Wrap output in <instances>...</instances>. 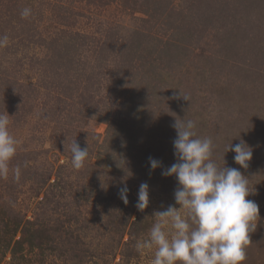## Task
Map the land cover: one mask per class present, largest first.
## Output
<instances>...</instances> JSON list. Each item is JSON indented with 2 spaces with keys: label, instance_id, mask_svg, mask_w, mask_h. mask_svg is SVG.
<instances>
[{
  "label": "rangeland",
  "instance_id": "1",
  "mask_svg": "<svg viewBox=\"0 0 264 264\" xmlns=\"http://www.w3.org/2000/svg\"><path fill=\"white\" fill-rule=\"evenodd\" d=\"M32 5L37 15L23 18L21 11ZM154 12L167 15V23L150 27ZM29 29L39 43H21ZM5 35L12 39L0 47L1 76L34 84L38 71L49 80V67L61 77L70 65L79 79L99 77L101 94L111 93L109 105L126 102L123 121L114 119L121 137L127 127L137 132L126 123L130 115L142 123L158 120L170 101L173 109L185 101L174 116L195 121L197 136L212 139L219 167L225 161L248 178L247 199L259 206L260 219L249 234L244 264H264V0H0V37ZM79 79V88H70L62 102H50L58 107L50 121L37 111L25 122L10 115L19 144L8 177L0 178L1 191L6 187L12 195L3 191L0 198V264H152L155 249L139 252L136 244L148 239L155 213L180 207L176 177L162 175L178 162L177 133L167 134L162 120L159 134H148L144 152L127 139L100 151L109 106ZM139 101L154 110L141 115ZM91 112L96 116H87ZM68 115L73 125L66 124ZM69 132L88 147L80 174L72 154L55 147L59 136L70 144ZM241 141L252 150L247 169L227 151ZM122 148L134 151L136 163L118 161ZM150 157L161 167L152 170ZM141 183L149 186L143 211L136 207ZM125 185L127 204L119 195Z\"/></svg>",
  "mask_w": 264,
  "mask_h": 264
},
{
  "label": "clouds",
  "instance_id": "2",
  "mask_svg": "<svg viewBox=\"0 0 264 264\" xmlns=\"http://www.w3.org/2000/svg\"><path fill=\"white\" fill-rule=\"evenodd\" d=\"M31 9L21 11L29 17ZM8 37H0V47L7 44ZM186 100V98H184ZM173 141L176 163L162 171L164 176H175L179 187L175 201L180 207L169 206L155 213L156 222L148 239L137 242L136 249H155L152 264H244L247 246L251 243L260 219L259 206L247 197L251 194L246 178L238 168L219 167L213 160V141L199 138L193 120L176 119ZM19 141L10 132V116L0 113V178H7L10 163L17 153ZM74 169H81L89 155L88 147L81 148L76 140L69 145ZM235 153L234 161L247 169L252 150L241 141L230 144L227 151ZM152 170L161 162L149 158ZM15 177L20 178L19 167ZM129 189H120V198L128 203ZM136 207L143 211L149 205V186L141 183Z\"/></svg>",
  "mask_w": 264,
  "mask_h": 264
},
{
  "label": "trees",
  "instance_id": "3",
  "mask_svg": "<svg viewBox=\"0 0 264 264\" xmlns=\"http://www.w3.org/2000/svg\"><path fill=\"white\" fill-rule=\"evenodd\" d=\"M9 6V5H8ZM60 7V6H59ZM60 8H64V5H62ZM31 9V13L34 15H37V13L35 14V9L33 8V5L30 6ZM167 15L162 14V13H150L149 18H151V21H149L148 23H150V27L154 26L155 24H157V22H161V24H166L167 23ZM148 21V20H147ZM166 21V22H165ZM39 35H37L36 30L31 31V29H29V34L27 35V39L24 40V37L21 36L20 41L21 43H24L26 41H28V43H39L40 41V37H37ZM8 37L11 38V35H9ZM12 39V38H11ZM32 39V40H31ZM24 40V41H23ZM10 49V47H7ZM117 61V59H116ZM68 66V65H67ZM65 66V67H67ZM57 68L53 69V67H49L47 69V71L45 72L46 75L51 76L52 78L45 79L42 78V74H44L41 71H38L39 75L37 76L36 82L34 84H31V82L29 81L28 83H20L19 80L17 79V75L15 76L14 74L10 77V78H6L4 76L0 77V113H8V115L12 116L11 119H13L14 122H21L27 120V117H29L32 113H34L35 111H37V114L39 115V117L46 119L48 121H50V116L51 114H55V111L58 110V107L55 106V102L59 101L58 103L62 102V100H60V98H62L63 95H67L68 94V90L70 88H72L71 92L73 91V88H79V85H77V77L79 79V76L76 75V69L72 71V67H69L65 70V72L61 73V77H58L57 75ZM92 79L94 81H92L91 79H84L83 80V76L80 75V79H82L84 81L81 82L82 83V87L83 88H93L94 90H91V93L93 94V98H96L97 96L99 97V99H104V102L106 104H108L109 107L107 108L106 113V117L104 118L103 121L108 125L109 129H107V134L105 140H104V144L103 146H98L100 151L106 149V147L109 146H115L116 143L119 140H128L129 141V147L132 146V148L134 149V151H138V152H144L145 151V147L146 146V140L148 137V134L150 135L151 133H157V135L159 134V129H160V124L161 121L162 122V126H166L165 130L167 131V134H171V133H176V130L172 127V125L174 124L175 120L178 119L176 118L175 112L177 108H180L181 110L184 109L186 107V102L185 101H180V104L178 106H176V108H172V106H174L176 103H172L174 101H170L169 103V107H167L163 117L162 115H160V117L158 118V120H154V121H147L146 123H142L138 121V118L136 116H132L130 115L126 121L127 124L132 123L133 126L136 125L137 132H136V128L135 127H131V128H126L123 129V135L121 137V133L115 128V120H120L123 121L121 116L123 111L126 109V102L122 103H118L117 100H115L111 105H109L110 103V99L111 97V93H103L101 94L100 89H101V83L103 82V80L99 79V77L97 78V80L91 76ZM74 78H75V84H74ZM79 79V80H80ZM96 81V82H95ZM44 90V92H43ZM57 92L58 95H56L55 93ZM69 93V95H70ZM43 94L45 95L43 100H42V96ZM70 98V97H69ZM54 103H50L53 102ZM50 103V104H49ZM137 103V108L140 109V104L142 105V110L141 115L143 113L149 112L151 113V111L154 110V106H148L145 103L142 102H136ZM72 105V109L71 111H73V107H75L74 102L72 101L70 103ZM147 105V106H146ZM97 106H99V104H97ZM114 108H113V107ZM157 106L159 107V102H157ZM77 107H75L76 110ZM96 108V107H95ZM110 108V109H109ZM121 109L118 112H113L115 111L114 109ZM161 108V106H160ZM38 109V110H37ZM71 111L69 113H71ZM87 116L89 117H94L96 116V113L91 112V114L87 113ZM110 116H112L113 118H111ZM70 115H68L66 117V124H72L73 125V121L74 119L70 120ZM76 119V118H75ZM53 120V118H52ZM63 128L65 130H67V127L65 125H63ZM69 138L70 140V144L71 142L75 139V136L72 135L73 133L69 132ZM61 137L59 136V139L57 140V143H55V147L60 149V150H64V153H68L66 155H70V149H69V143H65V140H61ZM107 138L109 139L107 141ZM79 144V143H78ZM81 148H85V144H80ZM124 148L121 149L120 151V155L118 156V161L120 162V160H134V163H136V156H133L134 151L132 150L131 152L126 153L123 151ZM66 151V152H65ZM135 155V154H134ZM72 159V158H71ZM141 160V159H140ZM157 160V159H156ZM173 163H171L172 165ZM86 166V165H84ZM86 169L81 168L77 171L84 172ZM79 176V175H78ZM86 187L83 189L85 190ZM3 191H8L6 187H2V191L0 188V198L2 200L3 196H2V192ZM87 191V190H86ZM82 194V193H81ZM8 196L9 198L12 197L11 194H9L8 191ZM5 200V199H3Z\"/></svg>",
  "mask_w": 264,
  "mask_h": 264
}]
</instances>
